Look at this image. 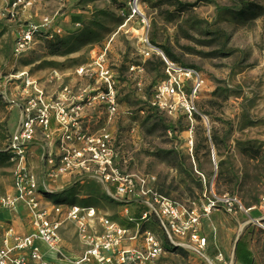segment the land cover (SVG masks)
Returning <instances> with one entry per match:
<instances>
[{
  "label": "rangeland",
  "instance_id": "rangeland-1",
  "mask_svg": "<svg viewBox=\"0 0 264 264\" xmlns=\"http://www.w3.org/2000/svg\"><path fill=\"white\" fill-rule=\"evenodd\" d=\"M176 1L195 6L177 12L163 0H67L65 6L59 0H30L25 10H12L13 0H0V198L12 192L6 148L25 100L23 82L9 76L26 73L46 99L65 91L80 106L86 134L110 135L124 173L144 180L145 190L197 212L204 256L165 244L160 264H240L234 258L237 237L246 243L251 264H264V0ZM250 5L259 9L247 11ZM64 10L69 11L65 23L55 24L60 35L34 37L2 70L13 34L44 16L56 20ZM70 14L82 18L80 25H70ZM7 30L13 32L10 49ZM151 41L170 49L178 60L173 63L201 76L192 117L149 106L165 77V57ZM109 86L114 112L100 98ZM77 178L68 179L66 193L47 200L92 208L132 231L123 205L111 201L97 179ZM137 208L128 206L133 215ZM66 225L65 248L78 257L75 228ZM143 230L164 239L154 218Z\"/></svg>",
  "mask_w": 264,
  "mask_h": 264
},
{
  "label": "built area",
  "instance_id": "built-area-1",
  "mask_svg": "<svg viewBox=\"0 0 264 264\" xmlns=\"http://www.w3.org/2000/svg\"><path fill=\"white\" fill-rule=\"evenodd\" d=\"M66 1L59 0L64 6ZM30 5V0H13L11 8L25 10ZM61 32L49 16L42 17L38 23H26L15 34L12 32V55L18 57L26 52L38 35L51 40ZM163 63L165 77L154 88L149 106L168 114L180 112L182 116L192 117L197 113L194 100L203 84L201 76L166 58ZM9 78L23 82L25 100L19 104L17 123L6 148L13 165L12 192L0 198V207L8 211L24 208L32 231L22 236L11 226L0 223V264H52L36 247L37 241L46 246L55 264L65 261L60 255V231L65 223L74 226L83 247L82 255L67 260V264H160L166 243L168 247L186 248L204 256L206 239L198 233L197 212L145 190L144 180L137 181L124 173L117 165L110 135L86 134L80 106L71 103L65 91L52 101L43 97L26 73ZM109 89L100 98L114 112V94L111 86ZM72 176L80 180L97 179L110 200L123 205L122 214L134 225L132 231L99 216L92 208L53 203H49V209L45 208L47 197L65 189ZM130 203L144 207L138 218L128 210ZM213 205L210 203L204 210L209 212ZM152 218L162 227L163 240L143 230ZM139 240L141 246L137 244Z\"/></svg>",
  "mask_w": 264,
  "mask_h": 264
},
{
  "label": "crops",
  "instance_id": "crops-1",
  "mask_svg": "<svg viewBox=\"0 0 264 264\" xmlns=\"http://www.w3.org/2000/svg\"><path fill=\"white\" fill-rule=\"evenodd\" d=\"M68 14H69V11L65 12V10H64V12L59 16V19L65 20V15H68ZM71 15H73V14H70V16ZM61 183L63 185H65V180H62ZM49 203H52V202H49L46 199V201L43 203V206L45 208L49 209L50 208ZM0 223H4L6 225L11 226L17 234L22 235V236L27 235L32 231L30 224H29V219L27 218V216L25 214V210L22 207H20L18 211H8V210H4L0 207ZM67 228H68V226L67 225L65 226V224H64L61 228V231H60V233H61L60 255L66 261L57 262V264H67V260L70 261V260H72L73 257H76L72 253H70L69 248H68V250H66L67 248H65V233L67 232ZM74 242H75L74 243L75 250H73V251H74V253H77L78 257H80L82 255V252H83V247L76 240ZM36 247L40 250V252L45 256V258L49 262H51L52 264H55V260L53 259L51 253L48 252V249L46 248V246L44 244L37 241ZM78 257H76V258H78Z\"/></svg>",
  "mask_w": 264,
  "mask_h": 264
},
{
  "label": "trees",
  "instance_id": "trees-1",
  "mask_svg": "<svg viewBox=\"0 0 264 264\" xmlns=\"http://www.w3.org/2000/svg\"><path fill=\"white\" fill-rule=\"evenodd\" d=\"M163 2H167V4H168V3L171 4V6H173V8H174L177 12H184L185 10H191V8H193V7L195 6V4H193V5L182 4V3H180V2H178V1H176V0H163ZM254 8H256V10L259 9L258 7L254 6V5H250V6L247 7V11H249V10H250V11H251V10H254ZM68 21H69L70 25H72V26L80 25V23L82 22V18H81L79 15H71V16L68 18ZM63 23H65V20H63V19H59V18H58V19L55 20V24H56V25L63 24ZM7 32H8V35H10V36H8V40H7V44H8V47H9V49H10V47H11V43H10V42H11V35H12V32H11V31H8V30H7ZM150 44H151L152 46H154V47L159 48V49L162 51L164 57H165L166 59H168L169 61H171V62H175V63L178 62V60L172 55L170 49H168V48H166V47H158V46L155 45L154 42H152V41L150 42ZM12 56H13V55H12V51H11V52L8 54L7 58H6V62H7V63H5V64L2 66V70L5 69V67L7 66L8 62L11 60V57H12ZM161 63H162V61H161ZM3 75L5 76V74H3ZM0 99H2V98L0 97ZM248 150H253V149L250 148V149H248ZM6 155H7V154H6ZM7 156H8V155H7ZM76 180H80V178H79V179H76ZM69 188H70V187H69ZM63 190H64V189H63ZM63 190H62V191H59V192H62L63 194L66 193V192L63 191ZM54 194H55V193H54ZM54 194L51 195V196H54ZM48 197H50V196H48ZM53 203H54V202H53ZM54 204H56V203H54ZM59 205H63V204H59ZM128 205H137V206H138V208H137L138 213H136V214L133 215L134 218H138L139 215H140V213H141L142 211H144V207L141 206V205H140V207H139V204L130 203V204H128ZM166 245L168 246V243H166ZM234 258H235V261L238 262V263H240V264H251V256H250V253H249V251L247 250L246 243H245L243 240H241V239H238V241H237L236 244H235V248H234Z\"/></svg>",
  "mask_w": 264,
  "mask_h": 264
},
{
  "label": "bare ground",
  "instance_id": "bare-ground-1",
  "mask_svg": "<svg viewBox=\"0 0 264 264\" xmlns=\"http://www.w3.org/2000/svg\"><path fill=\"white\" fill-rule=\"evenodd\" d=\"M142 32H143V28L141 27V25H138L137 27H136V33H138V35L142 38V40H143V34H142ZM144 41V40H143Z\"/></svg>",
  "mask_w": 264,
  "mask_h": 264
},
{
  "label": "water",
  "instance_id": "water-1",
  "mask_svg": "<svg viewBox=\"0 0 264 264\" xmlns=\"http://www.w3.org/2000/svg\"><path fill=\"white\" fill-rule=\"evenodd\" d=\"M239 237L236 238L235 242H234V248H235V244L238 241Z\"/></svg>",
  "mask_w": 264,
  "mask_h": 264
}]
</instances>
